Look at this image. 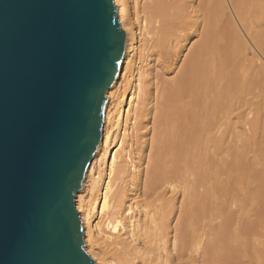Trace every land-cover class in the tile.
Segmentation results:
<instances>
[{
  "label": "bare ground",
  "instance_id": "1",
  "mask_svg": "<svg viewBox=\"0 0 264 264\" xmlns=\"http://www.w3.org/2000/svg\"><path fill=\"white\" fill-rule=\"evenodd\" d=\"M114 1L125 33V50L118 73L106 94L108 99L100 144L86 171L83 186L76 194V207L84 230L85 251L99 264H264V245L261 246L262 243L258 241L263 234L259 237L261 232H257L258 229L252 231L241 228L229 233L228 214L223 209L216 212L213 210L216 202L207 189L205 192L203 190L206 188L205 179L203 181V178L197 177L200 179L198 184L195 181L189 183L182 178L176 167L175 170H163L160 153L157 155L159 140L162 135L170 132L171 129L167 131L166 125L171 123L172 126L175 124L173 129L176 131L185 128L187 134L190 132L197 136V146L201 142L203 145L204 141L206 145L214 142L231 127L233 130L242 128V132L246 134L260 130L262 122L259 124V120L264 117V107L261 99L255 100L258 99L255 98L258 92L255 93L254 85L257 82L253 78L260 73L258 62L264 58V30L257 31V26L252 25L253 22L251 24L250 18L252 19L253 10L257 12V8L264 15V4L259 3L260 0H245L251 2L247 6L243 0L228 1L229 4L231 2L230 7L235 10L233 13L239 23V26L233 24L234 30L231 25L234 22L231 21V10H234H230L226 0ZM257 19L259 24L260 18ZM224 21H228V26L232 27L226 26L227 22ZM221 24L232 30L229 31L225 26L222 28ZM236 28L242 30L241 34L244 33L242 43L237 39L241 34ZM229 32L233 34L230 35ZM218 33L225 35L224 38L229 33V43L232 40L235 42V38L238 41L231 43L234 46L233 54L236 55L235 60H230L234 61L237 72L231 73L233 76L230 86L229 81L226 85V77L216 76L219 73L217 67L221 64L217 65L215 62L219 60L220 63L221 59L215 56V51L223 47L220 44L226 40L216 37L220 35ZM235 33L239 35L236 36ZM234 35L235 38L232 37ZM170 66L178 69L179 73H176L179 77L190 84L183 82L175 87L172 85L175 81H171L172 88L167 84L170 87L166 86L168 90L164 91L161 84L163 81L159 77L161 72L158 75V70L163 73ZM178 75L174 78L172 76L171 80H178ZM222 78L226 79V84L223 83L227 86L225 89L218 87L221 86L219 82H222ZM219 79L222 80L218 81V85L215 84ZM188 93L195 97L193 104L188 103V99L184 97ZM212 95H217V98ZM165 101L172 102V105ZM163 103L168 108L172 106L174 114L167 107H161ZM190 107L193 109L189 110ZM162 108H167L173 114L167 118L170 117L175 123L163 122L167 111L165 113ZM197 108H201L200 111ZM253 110H256V122L253 119L256 124L249 126L251 116L246 117ZM162 126H166L164 134ZM160 127L162 129L159 130ZM176 131L172 133L177 135L180 129L178 133ZM255 138L257 140L258 137ZM202 151L199 153L203 155L199 158L204 163L207 157ZM255 188L257 187L253 189ZM218 219L221 220L218 225L222 223V226H218L217 230L214 222ZM233 226L231 225L232 228Z\"/></svg>",
  "mask_w": 264,
  "mask_h": 264
},
{
  "label": "water",
  "instance_id": "2",
  "mask_svg": "<svg viewBox=\"0 0 264 264\" xmlns=\"http://www.w3.org/2000/svg\"><path fill=\"white\" fill-rule=\"evenodd\" d=\"M125 40L114 0H0V264H99L75 200Z\"/></svg>",
  "mask_w": 264,
  "mask_h": 264
},
{
  "label": "rangeland",
  "instance_id": "3",
  "mask_svg": "<svg viewBox=\"0 0 264 264\" xmlns=\"http://www.w3.org/2000/svg\"><path fill=\"white\" fill-rule=\"evenodd\" d=\"M227 1V3H228V1H230V0H226ZM245 0H243V2H244ZM249 1V0H248ZM252 1V0H251ZM259 1V0H258ZM247 1H245V3L244 4H246L245 6H247V4L249 3V5H250V3L251 2H247ZM257 2V1H256ZM260 2H262L261 4L263 5L264 4V0H260L259 1V3ZM230 5H231V2H230V4L228 3V7L230 8V10L231 9H233V8H231L230 7ZM242 5V4H241ZM248 5V6H249ZM243 6V5H242ZM251 7V6H250ZM249 7V8H250ZM118 8V7H117ZM238 8V7H237ZM237 8H236V10H237ZM239 9V8H238ZM234 10V9H233ZM231 12H232V14H233V16H234V18H233V16L230 18V16H228L230 19H231V21L233 22L231 25H233L234 23H235V25L237 26V24H238V26H239V23H237L238 22V20H237V16L236 15H234V13H235V10L234 11H232L231 10ZM234 12V13H233ZM253 13H256L257 15H255V14H253ZM253 13H251V16H252V19L250 18V22H251V24H252V22L254 23V24H252V25H255V26H257L256 28V30L257 31H263L264 30V25H262V23H264V19H263V17H262V13L260 12V10H259V8H257V12L255 11L254 12V10H253ZM255 15L257 18H260V20H259V24H258V19L257 18H255V16H253V15ZM260 14V15H259ZM119 16V15H118ZM236 16V17H235ZM264 16V15H263ZM254 17V18H253ZM229 18H228V21H229V23L231 22L230 20H229ZM263 19V22L261 21ZM120 20V19H119ZM223 20H226V18L225 19H223ZM228 21H224L225 23L227 22V24H226V26H228ZM224 22H223V24H224ZM257 22V23H256ZM121 23V22H120ZM257 24V25H256ZM231 25H229L228 27H230ZM235 25H233V27L232 28H234V30H235ZM261 25V26H260ZM224 26L225 25H222L221 24V27L222 28H224ZM225 26V27H226ZM255 26H254V29H255ZM228 27H226L227 29H228ZM259 27V28H258ZM221 28V29H222ZM225 28V29H226ZM232 28L230 29V30H232ZM237 29V28H236ZM241 29V28H240ZM229 30V29H228ZM229 30V31H230ZM238 30V29H237ZM255 30V31H256ZM242 31V30H241ZM241 31L240 30H238V32L241 34ZM230 33V35H232L233 33L232 32H229ZM229 33L228 34H226L227 35V37L226 38H224V36H221L222 34L221 33H218V34H220V35H216V37L217 36H220L221 38L223 37V39L226 41V43H225V41L223 42V43H221L220 44V46H223V47H221V48H219V49H217V50H219V51H215V56H217V58L219 59V57H220V59H221V62L219 63V60L217 61L216 60V62L215 63H217V65H219V64H223L222 65V67H221V65L220 66H218L217 68H218V70H217V73L218 74H216V76L218 75L219 77L218 78H220L221 77V75H222V77H226V79H228L226 82H227V84H226V82L224 81V80H226V79H219V80H217V82H215V84L217 83V85L219 84V83H221L220 85L221 86H218V87H221V88H224V87H226L227 88V86L226 85H228L229 83H228V81L230 82V80H231V76H233L231 73H233V71H235V74H236V68L234 67V65L233 64H235L234 63V61L232 62L231 60H235V56L234 55H236V53L235 54H233L234 52L232 51L233 50V45H231V43L232 44H234L236 41H237V39H238V41H239V43H240V41H241V43L243 42V39H242V37H244L243 36V34L244 33H242L241 35H239V33L238 34H236V36L237 35H239L238 37H237V39L235 38V35L234 36H232V37H234L235 38V42H234V40H232V41H230L231 43H229L228 41H229V37H228V35H229ZM220 37H218L219 39H220ZM231 37V38H232ZM240 37H241V40H240ZM217 38V39H218ZM234 38H232V39H234ZM264 38V37H263ZM260 40H261V38H260ZM264 40V39H263ZM237 41V42H238ZM225 43V44H224ZM230 45H229V44ZM262 43H264V42H262ZM231 47V48H230ZM218 54H217V53ZM232 53V54H231ZM217 54V55H216ZM230 54H231V56H230ZM227 57H226V56ZM234 57H233V56ZM229 58V59H228ZM223 59V60H222ZM231 59V60H230ZM225 60V61H224ZM229 60H230V62H229ZM264 60V58L262 59V61ZM261 61V62H262ZM227 62V63H226ZM260 62V61H259ZM258 62V64L260 65V73L256 76V73H253V74H255L254 76H256V77H254L253 78V81L255 80V82H257V83H255V85H254V87L256 88H253V89H255V93L256 92H258V96L256 95L255 96V98H258V99H255V100H260L261 99V105L264 107V77H263V79L261 78L262 76H264V62H260L259 63ZM231 63H232V66H231ZM225 64V65H224ZM229 65V66H228ZM216 68V69H217ZM221 68V69H220ZM222 68H224L223 70H222ZM235 68V69H234ZM263 70H262V69ZM215 69V70H216ZM225 69L228 71H226L225 72ZM230 69H231V71H230ZM169 70V71H168ZM171 70V71H170ZM177 70V71H176ZM175 70V68H171V66L170 67H168V68H166V69H164L163 70V73H162V70L161 71H159L158 70V75H159V72H161L160 73V75H159V77H160V80L161 81H163L161 84H162V89L164 88V91H165V89L168 87L167 86V84H172L174 81V83L175 84H172L173 86H177V84H178V86L177 87H179L183 82L184 83H187L188 85L190 84V82L189 81H183V78H181V77H179V75L177 74V73H179L178 72V69H176ZM220 70V71H219ZM165 71V72H164ZM222 71V72H221ZM262 71V72H261ZM173 72V73H172ZM177 72V73H176ZM221 72V73H220ZM256 72V71H255ZM174 73H175V75L177 76L178 75V77H176L178 80H171L172 79V76H173V78H174ZM226 73V75L224 76V74ZM164 74V75H163ZM229 75H230V77H229ZM261 75V76H260ZM166 76V77H165ZM227 76L229 77V78H227ZM161 78H163V79H161ZM170 78V79H169ZM260 79V80H259ZM170 80V81H169ZM189 80V79H188ZM216 80V79H215ZM220 80H222V82H219L218 83V81H220ZM171 81H173L172 83H171ZM169 82V83H168ZM225 82V86H224V83ZM261 84H260V83ZM263 82V83H262ZM166 83V84H165ZM180 83V84H179ZM232 84V82H230V84L228 85V86H230ZM263 84V85H262ZM164 85H165V87H164ZM216 85V86H217ZM222 85H223V87H222ZM167 86V87H166ZM171 86V85H170ZM169 86V87H170ZM175 86V87H176ZM263 88H262V87ZM168 87V88H169ZM171 88H172V86H171ZM170 88V89H171ZM225 89V88H224ZM262 89H263V91H262ZM166 90H168V89H166ZM259 90V91H258ZM261 95V96H260ZM213 96V95H212ZM184 97L186 98V99H188V103H192V101H193V99L195 100V97L193 96V94H191V93H188L187 95H184ZM214 98H217V95L216 96H213ZM223 100H224V97H221ZM191 101H190V100ZM216 100V99H215ZM186 101V100H185ZM164 102V101H163ZM194 102V101H193ZM165 103L167 104H169V105H172L171 103L172 102H167V101H165ZM174 103V102H173ZM183 103H185V102H183ZM197 103V102H196ZM164 104V103H163ZM162 104V106L161 107H163V106H165L166 104H164L163 105ZM193 104V103H192ZM190 105V104H189ZM191 106V105H190ZM260 106V105H259ZM165 107H167L168 108V106H165ZM170 107V106H169ZM194 107V106H193ZM253 108H255L254 106H252ZM251 107V108H252ZM163 109L164 110V112L165 111H167V115H166V120L165 121H163V122H165L166 123V121H167V123L169 122V123H171V122H173V121H171V116L170 115H173L174 114V110L172 111V106L170 107V108H168V109H170V111L168 110V109ZM189 110H192L193 108H188ZM198 109V108H197ZM201 109V108H200ZM200 109H198L199 111H200ZM256 109V108H255ZM161 110V109H160ZM163 110H162V112H163ZM197 110V111H198ZM171 113V111H172V113L173 114H170L169 112ZM198 111V112H199ZM254 111V110H253ZM252 111V113L249 115H247V117L246 118H248V116H251V117H249V120L251 119V122L248 124L249 126H251V125H255L256 123V118H254V115L256 114V110L253 112ZM263 112H264V108H263ZM165 113H164V118H165ZM169 114V115H168ZM167 116H170V117H168L167 118ZM169 121H168V120ZM172 119H173V117H172ZM255 120V122H254V120ZM264 117L263 118H261L260 120H259V124H260V130H257L256 132L254 131V133L253 132H251V133H243L242 132V128H236L235 130H237V131H235V130H233V127H231L230 129L228 128V131H226L225 133H226V135H225V133L222 135V137L221 136H219L214 142H208L207 143V145H206V141H204L203 142V145H202V142L199 144V146H202L203 148H201L200 149V147L199 146H197L198 144H197V136H195L193 133H190L189 131V135L187 134V129H183L184 130V132H183V130H181V128H179L180 129V131H179V129H177L178 127H176V129H177V131L175 130V129H173L174 128V125L172 126L171 124H167L166 126H167V131H168V129H171V130H169L170 132H167L166 133V131H164V129L166 130V126L164 127V126H162L163 127V129L160 127L159 128V130L160 129H162V131H163V133L162 134H164V132L166 133V134H164V135H162V137H161V139L159 140V143H158V149H157V155L159 154L160 155V160H161V166H162V169L163 170H175L174 168L176 167L177 169H179V172H180V174H181V176H182V178H184V179H186V181H189V183L191 182V183H193L194 181H195V184L197 183V182H200V179L201 178H203V181H204V179H205V181H204V183H205V189H203L204 190V192H205V190L207 189L209 192H210V194L214 197L213 199L215 200V202H216V206L214 205V211L216 212L218 209L220 210H224L225 212H226V214H228L227 215V217H228V227H229V229H230V232L229 233H233L235 230H237V229H245V230H250V229H252V231H253V229L254 230H257L258 229V231L257 232H261V233H259V237H261L262 236V234H263V237L261 238V239H259L258 241L259 242H261L262 243V245L261 246H263L264 245V231H263V229H264V213H262V212H264V211H262V210H264L263 208H264ZM174 120V119H173ZM236 120V119H235ZM234 120V121H235ZM175 121H176V118H175ZM237 121V120H236ZM235 121V124H237L238 123V121L236 122ZM253 121V122H252ZM165 123L164 124H162V125H165ZM173 123H175V122H173ZM255 123V124H254ZM249 126H246V128L248 129L249 128ZM263 128V129H262ZM161 131V132H162ZM173 131H176V133H178V131H179V134H177V135H175L174 133H172ZM231 131V132H230ZM183 132V133H182ZM170 133H172V134H170ZM228 133V134H227ZM237 133H238V135H237ZM159 134L161 135V133L159 132ZM181 134H182V136H181ZM240 134L242 135H246V136H240ZM252 134V135H251ZM253 134H254V136H253ZM256 134H258V136L256 135ZM175 135V136H174ZM169 136L172 138V140H171V138H169ZM188 136H190L191 138H187ZM252 136H253V139H252ZM255 136L256 137H258L257 138V140H255L256 138H255ZM263 136V137H262ZM176 137V138H175ZM220 137H221V139H220ZM226 137V138H225ZM237 137V138H236ZM241 137V138H240ZM262 137V138H261ZM175 138V139H174ZM178 138V139H177ZM183 138V139H182ZM193 138L195 139V140H193ZM252 139V140H251ZM186 142H185V141ZM190 140H192V141H190ZM220 140V141H219ZM222 140H224V141H222ZM262 140H263V142H262ZM171 141V142H170ZM174 141L175 142H178V143H174ZM189 141H190V143H189ZM195 141V142H194ZM255 141V142H254ZM230 142V143H229ZM233 142V143H232ZM204 143H205V145H204ZM255 143V144H254ZM261 143V144H260ZM168 144V145H167ZM178 144V145H177ZM191 144V145H190ZM196 144V145H195ZM209 144V145H208ZM225 144V145H224ZM161 145V146H160ZM170 145V146H169ZM194 145H195V147H194ZM218 145V146H217ZM220 145V146H219ZM223 145V146H222ZM163 146V147H162ZM169 146V147H168ZM222 146V147H221ZM227 146V147H226ZM180 147V148H179ZM192 147V148H191ZM215 147V148H214ZM243 147V148H242ZM160 148H161V150H160ZM164 148V149H163ZM173 148V149H172ZM189 148H191V149H189ZM242 148V149H241ZM176 149V150H175ZM189 149V150H188ZM206 151H205V150ZM208 149V150H207ZM214 149H216V150H214ZM218 149V150H217ZM228 149V150H227ZM234 149H235V151H234ZM262 149V150H261ZM185 150V151H184ZM194 152H193V151ZM202 150H204V151H202ZM221 150V151H220ZM226 150V151H225ZM181 151V152H180ZM203 152L204 154H206V157L207 158H209V159H205V162L207 163H203V162H201V160H200V158L199 157H201V155H203V154H201V153H199V152ZM216 151V152H215ZM184 154H183V153ZM198 152V153H197ZM208 152V153H207ZM223 152H224V154H223ZM226 152V153H225ZM228 152V153H227ZM235 152V153H234ZM181 153V154H180ZM191 153V154H190ZM172 154V155H171ZM180 154V155H179ZM197 154H199V156L197 155ZM214 154V155H213ZM228 154H229V156H228ZM240 154V155H239ZM183 155V156H182ZM190 155V156H189ZM194 155H195V157H194ZM216 155V156H215ZM218 155V156H217ZM237 155V156H236ZM185 156V157H184ZM188 156V159H186V157ZM212 156V157H211ZM234 156H235V158H234ZM243 156H245V157H243ZM261 156V157H260ZM262 156H263V158H262ZM170 157H171V159H170ZM182 157V158H181ZM192 157V158H191ZM202 157H205V155L204 156H202ZM217 157V158H216ZM223 157V158H222ZM240 157V158H239ZM243 157V158H242ZM172 158H174L173 160H172ZM199 158V159H198ZM214 158V159H213ZM218 158H220V159H218ZM262 158V159H261ZM196 159V160H195ZM224 159V160H223ZM243 159V160H242ZM219 160V161H218ZM223 160V161H222ZM247 160V161H246ZM171 161H172V163H171ZM180 161H182V162H180ZM192 161V162H191ZM230 161V162H229ZM237 163H236V162ZM162 162H163V164H162ZM201 162V163H200ZM208 162H210V164L208 163ZM213 162V163H212ZM217 164H216V163ZM219 162V163H218ZM222 162V163H221ZM240 162V163H239ZM258 162V163H257ZM174 163V164H173ZM212 163V164H211ZM215 163V164H214ZM224 163H225V165H224ZM232 163V164H231ZM252 163V164H251ZM171 164V165H170ZM204 164V165H203ZM226 164H227V166H226ZM177 165V166H176ZM181 165H184V167L183 166H181ZM239 167H238V166ZM192 166V167H191ZM214 166H216V167H214ZM212 167V168H211ZM233 167H235V168H233ZM187 168H189V169H187ZM207 168V169H206ZM217 168V169H216ZM230 168V169H229ZM197 169H199V170H197ZM216 169V170H215ZM220 170V171H219ZM185 171V172H184ZM230 171V172H229ZM233 171V172H232ZM236 171V172H235ZM243 172V173H242ZM246 172V173H245ZM199 173V174H198ZM201 173H203V175L201 174ZM238 173V174H237ZM242 173V174H241ZM259 173V174H258ZM194 174V175H193ZM242 175L241 177H240V175ZM257 174V175H256ZM197 175V176H196ZM203 177H202V176ZM244 175H246V176H244ZM259 175V176H258ZM194 176V177H193ZM196 176V177H195ZM193 177V178H192ZM197 177H201L200 179H198ZM254 177H256V178H254ZM259 177V178H258ZM189 178V179H188ZM207 178V179H206ZM253 178V179H252ZM197 179H198V181H197ZM248 179V180H247ZM243 180V181H242ZM251 180V181H250ZM256 180V181H255ZM253 181H255V184H254V182ZM259 181V182H258ZM207 183V184H206ZM247 183V184H246ZM252 183V184H251ZM198 184V183H197ZM261 186H260V185ZM212 185V186H211ZM248 185V186H247ZM251 185V186H250ZM255 185V186H254ZM260 186V187H259ZM254 187H257V188H255V190L253 189ZM260 188V189H259ZM263 188V189H262ZM250 189V190H249ZM253 189V190H252ZM258 189V190H257ZM247 190V191H246ZM252 190V191H251ZM259 190H261V191H259ZM200 191H202V190H200ZM200 191H199V193H200ZM241 192V193H240ZM251 192V193H250ZM249 193V194H248ZM257 193V194H256ZM200 194H204V193H200ZM215 194V195H214ZM248 194V195H247ZM251 194V195H250ZM253 194V195H252ZM260 194V195H259ZM263 195V196H262ZM250 196H252V197H250ZM262 197V198H261ZM216 198V199H215ZM261 200H260V199ZM236 199H238V201L236 200ZM239 199H241V200H239ZM218 200V201H217ZM221 200H223V201H221ZM236 200V201H235ZM222 202V203H221ZM232 202H235V203H233L232 204ZM262 203V204H261ZM232 204V205H231ZM238 204V205H237ZM222 205V206H221ZM260 205V206H259ZM220 206V207H219ZM216 207V208H215ZM219 207V208H218ZM260 207V208H259ZM261 207H263V208H261ZM228 208V209H227ZM259 208V209H258ZM227 209V210H226ZM243 209V210H242ZM258 209V210H257ZM234 210V211H233ZM236 211V212H235ZM229 212V213H228ZM246 212H248V213H246ZM234 213V214H233ZM262 213V214H261ZM242 214H244V215H242ZM246 216V217H245ZM239 217H242V218H239ZM244 217V218H243ZM263 217V218H262ZM231 218V219H230ZM245 218H246V220L248 221H246L245 220ZM253 218V219H252ZM257 218V219H256ZM240 219V220H239ZM260 219V220H259ZM242 220V221H241ZM250 220V221H249ZM254 220H256V221H254ZM218 221V222H217ZM217 221H215L214 223L216 224V225H214V227L218 230V226H222V223H221V225H218V224H220V222H221V220L220 219H218ZM236 221V222H235ZM243 221H245V222H243ZM248 223V225H247V223ZM231 223V224H230ZM239 223H240V225H239ZM255 223H256V225H255ZM261 223V224H260ZM237 224V225H236ZM245 224V225H244ZM252 224V225H251ZM231 225L233 226V228L231 227ZM259 225V226H258ZM226 226V225H225ZM250 226V228L248 229V227ZM245 227V228H244ZM253 227V228H252ZM247 228V229H246ZM220 229H222V228H220ZM228 229V230H229ZM261 229V230H260ZM262 231H263V233H262ZM261 234V235H260ZM260 246V247H261ZM105 264H109V263H105Z\"/></svg>",
  "mask_w": 264,
  "mask_h": 264
}]
</instances>
